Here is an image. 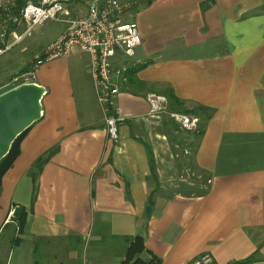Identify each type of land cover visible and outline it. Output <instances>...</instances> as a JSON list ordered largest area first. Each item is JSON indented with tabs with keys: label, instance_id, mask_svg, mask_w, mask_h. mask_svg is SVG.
<instances>
[{
	"label": "crops",
	"instance_id": "obj_1",
	"mask_svg": "<svg viewBox=\"0 0 264 264\" xmlns=\"http://www.w3.org/2000/svg\"><path fill=\"white\" fill-rule=\"evenodd\" d=\"M133 20L141 44L128 70L142 67L119 87L117 144L85 54L79 84L75 50L36 70L41 117L0 183V264H90L100 253L118 264L137 235L160 264L204 253L264 264V0H151ZM148 93H170L178 113L210 111L194 154L192 137L149 115ZM11 206L26 214L20 229Z\"/></svg>",
	"mask_w": 264,
	"mask_h": 264
},
{
	"label": "built area",
	"instance_id": "obj_2",
	"mask_svg": "<svg viewBox=\"0 0 264 264\" xmlns=\"http://www.w3.org/2000/svg\"><path fill=\"white\" fill-rule=\"evenodd\" d=\"M135 0H0V56L30 37L36 27L57 21L61 34L37 57L26 78L34 80L36 70L55 59L68 57L73 50L87 56L88 73L97 104L104 113L106 137L118 143L119 118L111 115L124 81L128 64L141 44L132 6ZM0 87V93L9 89ZM149 115L165 116L183 132L197 128L198 117L169 110L166 97L147 94ZM17 207L11 206L8 220ZM190 264H213L208 253Z\"/></svg>",
	"mask_w": 264,
	"mask_h": 264
},
{
	"label": "rangeland",
	"instance_id": "obj_3",
	"mask_svg": "<svg viewBox=\"0 0 264 264\" xmlns=\"http://www.w3.org/2000/svg\"><path fill=\"white\" fill-rule=\"evenodd\" d=\"M136 4L134 10H138L143 7V1L145 0H135ZM134 14V12L132 11ZM63 31V25L57 21H50L44 24L43 26L36 27L31 36L26 38L21 44L15 46L10 51L4 53L0 56V87L6 84H9L10 87H18L24 84H31V80L26 78L27 74L31 71L25 72L24 69L28 68L34 64V61L39 57L44 49L54 41ZM80 52H74V55L71 59L78 60ZM87 63L86 56H81L77 63V68H72V73L77 82L79 81L80 74L86 75L84 65ZM77 69L81 71L80 74L77 73ZM33 81V80H32ZM88 79L85 78V82ZM33 83V82H32ZM79 84V82H78ZM76 85V82H75ZM88 85V84H87ZM156 94V93H148ZM159 95V94H156ZM87 250V249H86ZM90 251V250H87ZM101 258L91 257L90 264H113L111 263L110 257L101 256ZM84 264H88L89 260L85 256Z\"/></svg>",
	"mask_w": 264,
	"mask_h": 264
},
{
	"label": "trees",
	"instance_id": "obj_4",
	"mask_svg": "<svg viewBox=\"0 0 264 264\" xmlns=\"http://www.w3.org/2000/svg\"><path fill=\"white\" fill-rule=\"evenodd\" d=\"M150 3H151V0H145L143 1V6H148L150 5ZM131 9L133 12L136 11L134 10L135 9L134 6H132ZM141 67L142 66H137L135 69L127 70L124 76V81L121 83L120 86L124 88V87L129 86L130 84H134V81H135L134 74ZM24 70L25 72L31 70V66H29L28 68ZM166 98L168 100V105H169L168 107H171L169 108V110H171L174 107L179 106V101L175 99L173 95H171L170 93L166 95ZM185 114L198 117V124H197L196 130L193 132L180 131L173 122H171L172 124L171 128L172 130H176L178 133L185 134V135L188 134L190 137L194 139L195 145H194V142L192 143L191 141L189 144H187V146H185V148L189 150V153H191L192 155L195 153V150L197 148V141L203 135L206 122L209 120L211 114H210V111L200 108V107L196 109V112L194 111L191 114L186 112ZM29 129L30 128H28L26 131H24L21 135H19L15 139L7 155L0 160V183H1V179L3 178V176L11 168V166L13 165V163L19 156L20 143L23 140V138L26 136ZM179 146H181L180 142H179ZM44 162H46V158H43V157L40 158L36 162L37 169H40L41 165ZM189 164L192 165L191 160H189ZM25 217H26V214L22 209H19L18 211L15 210L14 219L12 221L15 222L18 228L20 229L24 224ZM124 242H125V249L122 254V260L118 264H160V261L144 248L143 238L141 236L137 235L131 239H124ZM251 263H252V258H248L244 261H241L235 264H251Z\"/></svg>",
	"mask_w": 264,
	"mask_h": 264
},
{
	"label": "water",
	"instance_id": "obj_5",
	"mask_svg": "<svg viewBox=\"0 0 264 264\" xmlns=\"http://www.w3.org/2000/svg\"><path fill=\"white\" fill-rule=\"evenodd\" d=\"M44 89L34 83L24 84L0 94V160L12 143L41 117ZM146 216L150 208L145 209Z\"/></svg>",
	"mask_w": 264,
	"mask_h": 264
}]
</instances>
